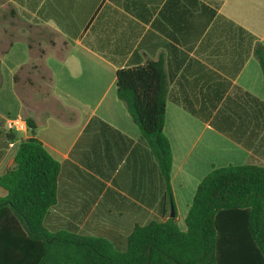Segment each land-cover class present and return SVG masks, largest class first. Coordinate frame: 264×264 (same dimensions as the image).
Segmentation results:
<instances>
[{
    "label": "crops",
    "instance_id": "obj_1",
    "mask_svg": "<svg viewBox=\"0 0 264 264\" xmlns=\"http://www.w3.org/2000/svg\"><path fill=\"white\" fill-rule=\"evenodd\" d=\"M198 1L215 15L195 38L189 0H0V117L25 118L13 78L33 60L28 48L33 42L42 52L35 60L43 61L52 78L51 94L68 112L26 116L36 122L34 136L47 153L67 163L60 177L61 224L95 226L94 232L107 238L123 235L134 224L169 217L160 211L162 183L154 160L143 145L136 146L140 132L117 98L119 68L160 62L174 97L198 99L219 92L224 97L239 87L264 101L261 71L247 41L242 63L246 53L236 46L242 37L236 27L264 44V0ZM222 17L233 26L225 28ZM32 27L38 29L36 41ZM194 105L210 113L205 105ZM93 118L133 145L115 135L85 137ZM163 132L171 147L170 185L176 222L183 219L182 227L177 225L181 231L196 188L213 167L264 166L256 162L264 161V129L250 130L248 139L237 143L211 127L208 118L201 121L168 99ZM17 136L0 160V175L30 134L26 129ZM5 194L0 187V197Z\"/></svg>",
    "mask_w": 264,
    "mask_h": 264
},
{
    "label": "trees",
    "instance_id": "obj_2",
    "mask_svg": "<svg viewBox=\"0 0 264 264\" xmlns=\"http://www.w3.org/2000/svg\"><path fill=\"white\" fill-rule=\"evenodd\" d=\"M189 1L197 38L215 11L198 0ZM211 3L219 6V2ZM223 23L225 28L233 26L225 19ZM236 29L242 33L236 46L244 54L249 45L264 85V44ZM28 48L32 49L30 43ZM168 80L160 62L129 64L116 71L117 98L140 132L136 146L143 145L151 155L162 183L159 205L164 216L174 206L171 147L163 132L168 99L201 121L208 118L211 127L237 143L242 144L240 134L264 129V101L249 92L235 87L224 97L219 92L198 99L179 98L169 94ZM198 103L210 113L198 112L194 105ZM24 119L30 136L19 143L12 166L0 175V187L6 193L0 197V264H264V166L213 167L196 188L184 219L185 231L179 229L174 216L134 224L123 235H84L76 233L75 226H59L60 177L67 163L60 164L47 153L34 136L36 122L31 117ZM99 133L133 145L107 123L93 118L84 136L98 137ZM17 138V132L7 130L0 117V160Z\"/></svg>",
    "mask_w": 264,
    "mask_h": 264
},
{
    "label": "rangeland",
    "instance_id": "obj_3",
    "mask_svg": "<svg viewBox=\"0 0 264 264\" xmlns=\"http://www.w3.org/2000/svg\"><path fill=\"white\" fill-rule=\"evenodd\" d=\"M15 24L19 29L22 28V25L19 23ZM11 29L12 27H8V30ZM29 30L31 31L30 36L36 41L35 33L38 32V29L32 27V29ZM44 37L46 40H51L49 34H45ZM32 52L33 60L29 61V63L18 72L17 92L23 105V117H26L30 113L39 117L49 115L67 116L68 112L59 108V102L51 94V82L49 80L50 77L47 68L43 64V61L35 60L40 54V48L36 42L32 43ZM61 55L62 53H60V56ZM247 133L240 134V139H248ZM256 162L264 164V161L259 159H257ZM176 224L182 227L183 219H178ZM59 226L68 228V225L65 224H60ZM75 227L77 229L76 233L80 234L82 232L84 235L95 234V226L76 225Z\"/></svg>",
    "mask_w": 264,
    "mask_h": 264
},
{
    "label": "built area",
    "instance_id": "obj_4",
    "mask_svg": "<svg viewBox=\"0 0 264 264\" xmlns=\"http://www.w3.org/2000/svg\"><path fill=\"white\" fill-rule=\"evenodd\" d=\"M5 128L15 132H23L27 129L25 119L22 117L10 118L5 120Z\"/></svg>",
    "mask_w": 264,
    "mask_h": 264
},
{
    "label": "water",
    "instance_id": "obj_5",
    "mask_svg": "<svg viewBox=\"0 0 264 264\" xmlns=\"http://www.w3.org/2000/svg\"><path fill=\"white\" fill-rule=\"evenodd\" d=\"M175 216V210L173 205H170V213H169V217H174Z\"/></svg>",
    "mask_w": 264,
    "mask_h": 264
}]
</instances>
